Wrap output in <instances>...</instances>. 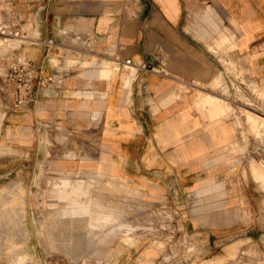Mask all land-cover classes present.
<instances>
[{"label":"crops","instance_id":"obj_1","mask_svg":"<svg viewBox=\"0 0 264 264\" xmlns=\"http://www.w3.org/2000/svg\"><path fill=\"white\" fill-rule=\"evenodd\" d=\"M0 24L29 38L11 49L5 70L28 60L36 75L33 100L17 108L5 100L0 76V149L13 151L8 167L30 165L40 154L62 168L108 173L109 187L149 198L234 179L238 128L223 118L231 110L223 90L231 102L240 71L247 84H264V0H0ZM126 59L169 75L126 67ZM251 169L264 182V172ZM61 183L64 215L81 216L86 227L111 217H93L91 199L78 200L87 194L83 180ZM245 196L257 216L263 196L253 188ZM8 200V213L16 202L23 206L14 195ZM221 218L199 228L195 216L184 226L211 243L228 228ZM12 253V264H23L22 250Z\"/></svg>","mask_w":264,"mask_h":264},{"label":"rangeland","instance_id":"obj_2","mask_svg":"<svg viewBox=\"0 0 264 264\" xmlns=\"http://www.w3.org/2000/svg\"><path fill=\"white\" fill-rule=\"evenodd\" d=\"M10 51L0 53V76L7 71ZM242 74L236 97L230 102L225 86L226 100L222 99L232 110L223 118H232L238 128L235 176L205 192L149 198L138 190L109 187L108 173L99 177L62 168L40 154L31 158L30 165L8 167L6 157L13 151L0 149V264H12V251L19 249L23 264H264V182L251 169L254 164L264 172V84H247ZM61 178L71 184L83 180L87 194L78 200L91 199L93 217L99 212L111 217L105 222L93 218V225L86 227L81 216L64 215L69 204L60 197ZM252 188L263 196L256 204L257 216L245 196ZM10 195L22 200L23 206L16 202L8 213ZM219 215L228 228L212 235L211 243L201 230L191 235L184 226L198 216L200 228L204 219Z\"/></svg>","mask_w":264,"mask_h":264},{"label":"built area","instance_id":"obj_3","mask_svg":"<svg viewBox=\"0 0 264 264\" xmlns=\"http://www.w3.org/2000/svg\"><path fill=\"white\" fill-rule=\"evenodd\" d=\"M0 35L20 42L29 40L26 33L19 27L0 26ZM47 43H52V40H48ZM123 65L132 69L149 70L158 74L169 75L164 67L150 63H134L130 59H126L123 61ZM35 79V69L30 61L18 60L10 64L4 75L2 92L11 107L17 108L33 100Z\"/></svg>","mask_w":264,"mask_h":264},{"label":"bare ground","instance_id":"obj_4","mask_svg":"<svg viewBox=\"0 0 264 264\" xmlns=\"http://www.w3.org/2000/svg\"><path fill=\"white\" fill-rule=\"evenodd\" d=\"M0 38L3 40V46L5 48H8L9 50H11L15 47H18V45H19V41L17 42V40H15V39L6 38L2 35H0Z\"/></svg>","mask_w":264,"mask_h":264}]
</instances>
